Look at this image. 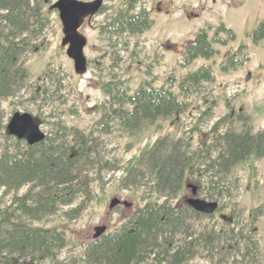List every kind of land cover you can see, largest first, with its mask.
I'll use <instances>...</instances> for the list:
<instances>
[{"label":"trees","instance_id":"trees-1","mask_svg":"<svg viewBox=\"0 0 264 264\" xmlns=\"http://www.w3.org/2000/svg\"><path fill=\"white\" fill-rule=\"evenodd\" d=\"M44 4L45 0H0V99L13 96L24 86L28 76L24 56L40 49L39 37L49 24ZM136 4V0H130L125 9L114 11L99 25L98 33L110 41L149 29L152 18ZM105 11L106 7H101L98 14ZM220 33L225 37L220 38ZM254 37L264 38V23L255 29ZM234 38L222 23L212 39L208 29L200 28L183 50V64L190 65L198 58L210 59L216 53L213 42L225 46ZM247 60L244 56L234 61L227 53L219 68L227 73ZM211 68L201 65L186 73L177 85L178 94L171 87H157L148 80H142L129 93L121 81L110 75L100 85L109 107L101 106V121L89 130L51 123L44 138L31 144L6 134L13 145L12 150L7 147L0 152V189L14 194L9 204L0 208V264H187L196 255L197 246L210 252L219 250L220 254L229 251L225 241L233 235L193 230L191 220L212 214L171 202L181 190L187 172L207 179L199 187L205 200L224 198L229 192L232 168L249 156H264V129L253 131L242 107L237 111L230 108L216 119L209 128L212 136L195 149L190 150L181 138L168 135L145 146L135 163L124 170L119 187H143L151 200L137 206L119 228L92 237L77 259H58V251L67 245L63 230L32 226L72 204L66 213L78 215L91 200L93 180H101L103 172L119 169L115 159L104 155L101 135L114 130L134 134L160 118L176 125L189 105L179 96L197 93L205 83H213ZM213 106L210 103L201 115H207ZM235 123H240V130H235ZM23 187L25 190L18 193ZM244 248L249 251L247 243ZM230 250L239 252L238 241ZM241 255L245 258L248 252Z\"/></svg>","mask_w":264,"mask_h":264},{"label":"rangeland","instance_id":"rangeland-1","mask_svg":"<svg viewBox=\"0 0 264 264\" xmlns=\"http://www.w3.org/2000/svg\"><path fill=\"white\" fill-rule=\"evenodd\" d=\"M55 1L45 0L44 12L49 24L39 37L40 49L24 56L23 63L28 73L24 86L13 96L0 99V152L7 147L12 150V139H6L5 135L6 124L14 112L37 117L43 133H47L51 123L56 122L86 131L100 123L101 106L107 109L110 104L101 93L100 85L110 75L121 81L129 93L142 80H148L157 87H171L177 94L179 81L189 71L210 65L214 75L213 83H205L197 93L179 96L189 105L176 125L160 118L134 134L114 130L101 135L104 155L115 159L119 169L103 172L101 180H93L91 200L78 215L66 213L74 206L72 204L32 223V226L64 231L67 245L58 251V259L62 260L66 257L77 259L96 228L114 231L137 206L151 200L143 187L122 189L119 180L124 170L135 163L141 150L158 137L181 138L190 150L195 149L212 136L209 128L216 119L228 113L230 108L237 111L244 103L253 128H264V38L254 37L255 29L264 23V0H136L137 8H144L153 18V26L140 34L124 35L110 41L98 33V27L114 11L125 9L130 0H104L101 4V7H106L104 13L86 15L79 23L78 31L86 39L84 55L88 62L83 73L74 70L73 61L67 55L62 22L57 10L51 8ZM221 22L232 30L235 41L225 46L214 44L217 53L213 57L199 58L185 66L181 59L184 46L198 28L210 27L211 39L214 28ZM220 37L223 38L224 34L221 33ZM240 45L245 49L239 50ZM226 53L234 61H240L244 55L251 59L233 71L222 73L218 63ZM250 78L253 83L257 80L254 89L247 88L245 84ZM210 103L214 106L209 113L201 115ZM234 125L236 131L240 130V123ZM228 180V195L213 200L217 203L213 215L190 223L195 233L214 231L225 233L227 237L233 235L225 241L229 251L220 254L219 250L210 252L197 246L196 255L187 264H264V156L257 159L249 156L238 162ZM206 182L204 176L192 177L187 172L181 190L171 203L187 206L190 198L204 199L199 187ZM24 190L23 187L18 193ZM13 194V191L0 189L1 209L9 204ZM113 198L120 204L109 209ZM123 202L129 203L130 207ZM236 241L240 250L235 253L230 248ZM246 243L249 251H245ZM247 252L248 256L242 257L241 254Z\"/></svg>","mask_w":264,"mask_h":264},{"label":"water","instance_id":"water-1","mask_svg":"<svg viewBox=\"0 0 264 264\" xmlns=\"http://www.w3.org/2000/svg\"><path fill=\"white\" fill-rule=\"evenodd\" d=\"M103 0H94L92 2H83L80 0H56L51 8L56 9L62 22V31L64 33L63 43L68 45L67 55L73 60L74 69L77 73L84 72L87 68V61L83 53L86 39L78 32L81 19L90 14L96 15L100 9ZM6 134L19 140H25L31 144L40 141L45 134L40 129V123L37 117L29 113L14 112L6 125ZM195 193V188L192 189ZM120 201L113 198L110 201L109 209L118 205ZM194 210L211 214L217 207L216 202H207L201 199H189L187 201ZM130 207L129 203H123ZM105 230L104 227L95 229L94 237L99 236Z\"/></svg>","mask_w":264,"mask_h":264}]
</instances>
